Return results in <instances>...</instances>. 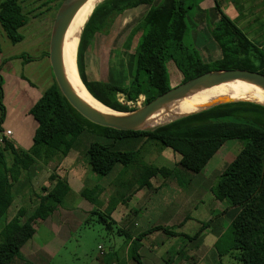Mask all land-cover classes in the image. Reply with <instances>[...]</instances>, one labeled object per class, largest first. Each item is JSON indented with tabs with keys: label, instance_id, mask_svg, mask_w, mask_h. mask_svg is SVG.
<instances>
[{
	"label": "trees",
	"instance_id": "16d2710c",
	"mask_svg": "<svg viewBox=\"0 0 264 264\" xmlns=\"http://www.w3.org/2000/svg\"><path fill=\"white\" fill-rule=\"evenodd\" d=\"M200 1L99 2L82 28L76 51L78 74L88 92L113 110L132 111L133 109L119 102L117 94L122 93L126 101L136 100L143 95V103H146L170 89L166 60H171L182 75L181 83L215 69L239 68L264 74V45L258 46L250 41L221 10L217 0H213V9L217 13L218 22L208 31L218 46L220 57L205 62L195 48L184 42L187 34L186 16ZM61 2L62 0L58 1L57 8ZM141 5L148 6V9L139 17L135 28L140 36L135 47L132 78L125 85L88 80L83 63L84 50L97 30L114 15ZM27 22L28 16L19 0H0V30L11 43L23 39L19 30ZM1 98L0 77V121L3 117ZM28 113L36 126L32 144L27 150L19 149L6 136L1 137L0 219L12 204V183L18 180L20 172L37 161L48 163L52 159L66 156L74 140L82 133L92 137L85 151V159L92 172L108 174L116 163L124 167L123 171L132 167L136 176L133 181L125 184V189L137 181L139 185L148 184L146 179L156 171L164 175L170 173L164 167L152 168L148 163L138 161L140 146L147 141L157 142L161 147H170L180 155L177 164L182 169L199 173L226 140L243 139L244 145L219 174L210 190L216 200L224 202L227 207L238 208L229 222L232 234L230 249L238 251V259L242 264H264V106L249 101L219 103L151 129L117 130L85 119L70 106L53 78L52 85L34 101ZM2 130L0 126V131ZM129 139H140L142 143L136 149H118L116 142ZM8 157L10 163L7 161ZM53 183L47 193L38 197L34 210L24 217L25 209L19 208L0 228V264H12L19 257L20 247L34 234L36 222L45 220L57 204H62L70 190L68 183L63 178L54 179ZM101 191L102 187L98 186L83 188L80 196L93 205L100 206L101 201L96 193L100 194ZM117 203V200H109L108 206L104 208L108 218L112 219L111 213ZM210 221L211 219L202 223L194 235H183L189 240L197 238ZM159 230L170 236L176 235L169 227L154 226L131 239L121 229L125 234L124 244L129 243L128 252L137 264H141L137 254L140 239ZM222 236L223 234L214 243L219 257L224 254L218 249Z\"/></svg>",
	"mask_w": 264,
	"mask_h": 264
},
{
	"label": "rangeland",
	"instance_id": "374dc122",
	"mask_svg": "<svg viewBox=\"0 0 264 264\" xmlns=\"http://www.w3.org/2000/svg\"><path fill=\"white\" fill-rule=\"evenodd\" d=\"M19 1L28 16V22L19 30L23 39L20 42L11 43L0 30V77L3 105V117L0 121L3 130L0 131V145H2L1 137L6 136L5 131L8 128L12 134L7 138L19 149L27 150L32 144V134L36 126L28 110L42 92L53 83L45 52H48L53 20L58 9L56 5L59 0ZM147 9L148 6L141 5L125 10L114 15L97 30L91 43L84 50L83 63L88 80L125 85L132 78L136 57L135 47L140 36L139 32H135V28L139 17ZM227 16L230 18V14ZM217 22L218 16L214 9L201 11L195 7L186 16L187 34L184 42L195 48L205 62H211L220 57L218 46L208 31ZM165 66L171 87L180 84L182 75L172 61L166 60ZM117 96L119 102L133 110L144 104L142 95L133 101H126L122 93H118ZM211 106L213 105L203 109ZM91 141L90 135L80 134L66 156L52 159L48 163L37 161L27 170H22L18 180L12 183L13 201L6 214L0 219V228L16 214L19 208L25 209L24 217L34 210L38 197L52 188L54 179H65L70 189L62 204H57L47 219L36 222L34 234L20 247L19 256L20 251L25 256L23 263L137 264L133 256L126 252L123 245L125 234L121 229L135 237L138 232L147 230L155 224H169V228L177 233L194 235L202 223L210 219L213 221L214 217L220 213L219 211H223L219 208L215 209L214 196L210 187L217 182L219 174L242 148L245 140H226L199 173L182 169L177 164L180 155L170 147H161L157 142L147 141L142 145L140 139L116 142L118 149L121 150L136 149L141 145L138 161L148 163L152 168L164 167L170 170L168 175L157 171L150 175L146 179L149 185H139L137 181L128 189H125V184L133 181L136 176L132 167L123 171L124 167L116 163L105 175L91 171L85 159V151ZM7 161L10 163L9 157ZM94 186L103 188L100 194L96 193L101 201L100 206L93 205L79 194L83 188L90 189ZM180 190L190 195L187 200L183 199L184 205L180 207L182 211L180 217L190 213L191 218L184 226L178 227L173 221L172 212H169L170 210L166 212V206L173 197L180 195L178 193ZM136 193L138 201L133 200L130 205L134 206L133 209L140 207L138 216L133 209L123 207ZM112 199L118 202V210L114 216L112 215L113 217L111 216L114 221L103 211ZM228 213L230 214H226V217L220 221L222 232L219 237L222 234L223 236L218 249L224 253L220 257L217 255L216 248L215 257H213L208 247L212 236L206 237L205 247L197 248L191 244L192 240L184 237L183 234L170 236L160 230L151 235L159 244L156 251L152 250L153 253L158 255L160 252L162 260L160 264H242L238 259V251L230 249L232 234L229 228L230 220L227 221V218L229 219L234 211H228ZM198 220L201 221L198 222ZM135 221L136 225H134ZM131 223L134 228L130 227ZM208 228L209 226L203 231L208 232ZM62 230L63 233L60 234ZM98 246H101V250ZM45 247L51 253L50 256H47L48 252L43 251L42 248ZM202 247L207 251L201 250ZM109 250H115L116 255L112 257L111 253L108 254ZM104 253H106L105 259ZM205 255L208 256L205 257ZM144 263L147 264L145 261Z\"/></svg>",
	"mask_w": 264,
	"mask_h": 264
},
{
	"label": "water",
	"instance_id": "95a60500",
	"mask_svg": "<svg viewBox=\"0 0 264 264\" xmlns=\"http://www.w3.org/2000/svg\"><path fill=\"white\" fill-rule=\"evenodd\" d=\"M84 1L85 0H62L53 20L47 57H48L52 76L61 94L64 96V98L67 100V102L70 104L72 108H74L79 114H81L85 119L89 120L92 123L105 127L114 128L117 130L146 129L144 127H141V124L149 116H151L155 111H157L159 108L163 107L167 103L171 102L172 100L182 95L189 93L194 89L201 87H208L213 84H217L220 82L233 80V79L250 80L264 87V74L259 71L239 69V68L215 69L199 74L174 87H171L167 91L161 93L154 99L142 104V106L132 111L124 112V111L114 110L115 112H117L116 114H105V113L96 112L87 105H85L79 99L77 94L73 91L71 85L69 84V81L65 76L61 63V42L63 35L75 11ZM229 101L231 102L237 100H221L214 104H219ZM242 101H246V100H242ZM255 103L264 106V103H260V102H255Z\"/></svg>",
	"mask_w": 264,
	"mask_h": 264
},
{
	"label": "bare ground",
	"instance_id": "6f19581e",
	"mask_svg": "<svg viewBox=\"0 0 264 264\" xmlns=\"http://www.w3.org/2000/svg\"><path fill=\"white\" fill-rule=\"evenodd\" d=\"M102 0H85L71 18L61 42V63L69 84L79 99L96 112L116 114L93 98L82 83L76 65V51L82 28L94 7ZM82 35V34H81ZM221 100H246L264 103V87L243 79H233L201 87L182 95L155 111L141 127L151 128L178 116L199 111Z\"/></svg>",
	"mask_w": 264,
	"mask_h": 264
},
{
	"label": "crops",
	"instance_id": "0c3cea01",
	"mask_svg": "<svg viewBox=\"0 0 264 264\" xmlns=\"http://www.w3.org/2000/svg\"><path fill=\"white\" fill-rule=\"evenodd\" d=\"M217 1L219 3L221 10L226 15L230 14L231 20L245 33V35L247 36V38L250 41H252L254 44H256L258 46L264 45V0H217ZM197 7L201 11H206V10L212 11L213 10V0H201ZM5 130H6V128H5ZM7 130H9V129L7 128ZM11 134L12 133L10 132L9 135H11ZM5 135H6V137H8L7 134H5ZM178 193L180 194L178 197H173L169 201V204L166 206V212H167V210H170L169 212H172V215H173V221L176 223V225L178 227H181V226H184L189 221V219L191 218L190 213H186V215L184 217H180L182 215L181 214L182 211L180 210V207L182 208L184 205L183 199L186 198V200H187V197L189 198L190 195L186 194L183 190H180V192H178ZM79 194H80V192H79ZM136 195H138V194L137 193L134 194L127 201V205H123V207L127 206V207H129L128 209H133L134 206H131L130 202L133 200L138 201L137 200L138 197ZM214 204L216 205L215 209L219 208L220 210H223V211H219L220 213H218L217 216L214 217V220L210 221L211 224L209 223V225H208L209 226L208 232L202 231L197 238L190 239V240H192L191 244L194 245L195 247L199 248L200 246L205 247L206 237L212 236V238L209 240L208 247H209L213 257H215L214 253H216L214 251L215 250L214 243L222 232L221 231L222 226H221V222H220L221 219L225 218L226 214H230V213H228V211H234L233 215H231V217H229V219L227 218V221L231 220L232 217L234 216V214H236L235 212H237L236 207H227V205L224 202H220V201L216 200L215 198H214ZM223 207L228 209L227 212H226V209H224ZM117 208H118V206H116V208L112 211L111 216L115 215V213L118 210ZM133 210L137 213V216H138V211L141 209H140V207H138V208L133 209ZM223 212H225V215H223ZM137 216L135 215V218H137ZM199 221H201V220H198V222ZM134 225H136V221L134 222ZM168 225L169 224H164V225L163 224H161V225L155 224L154 226L169 227ZM131 226L134 228L132 223L130 224V227ZM154 226H152V227H154ZM152 227H150V228H152ZM150 228H148V229H150ZM153 232H155V231H153ZM153 232L144 235L139 241L140 247L137 249V254H138L142 264H145L144 261L147 264H160V261H162L161 255H159L160 252L158 253V255H159L158 256L155 253H153V251H152V250L156 251L158 246H159L157 240H155L151 237ZM62 233H63V230L60 232V234H62ZM64 233H65V231H64ZM138 233H140V232H138ZM179 234H186V233H184V232H178L177 233L176 232V235H179ZM136 236L135 237L131 236V239L136 238ZM128 244H124V242H123V245L125 246L126 252H128V246H129ZM98 247L101 250V246H98ZM42 249H43V251L48 252L47 256L51 255V253L48 251V249L46 247L42 248ZM201 250H204L205 252L207 251L203 247L201 248ZM109 251L110 252L108 254L111 253V255H113L112 257H114V255H116L115 250H109ZM104 255H106V253H104ZM207 256L208 255H205V257H207ZM109 257H111V256H109ZM23 259H25V256L23 254H21V251H20V256L17 257L12 262V264L13 263L25 264V263H23ZM142 260H144V261H142Z\"/></svg>",
	"mask_w": 264,
	"mask_h": 264
},
{
	"label": "built area",
	"instance_id": "2783aa9c",
	"mask_svg": "<svg viewBox=\"0 0 264 264\" xmlns=\"http://www.w3.org/2000/svg\"><path fill=\"white\" fill-rule=\"evenodd\" d=\"M142 96H143V95H142ZM118 100H119V98H118ZM119 101H120V100H119ZM143 101H144V97H143ZM5 133H6L7 135H9V134H10V130H6Z\"/></svg>",
	"mask_w": 264,
	"mask_h": 264
}]
</instances>
